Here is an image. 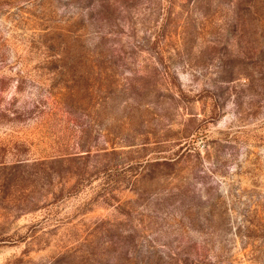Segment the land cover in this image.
Listing matches in <instances>:
<instances>
[{"label": "rangeland", "instance_id": "obj_1", "mask_svg": "<svg viewBox=\"0 0 264 264\" xmlns=\"http://www.w3.org/2000/svg\"><path fill=\"white\" fill-rule=\"evenodd\" d=\"M0 264H264V0H0Z\"/></svg>", "mask_w": 264, "mask_h": 264}]
</instances>
